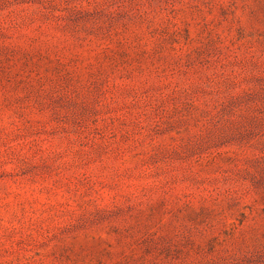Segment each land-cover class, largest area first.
<instances>
[{"label": "rangeland", "instance_id": "1", "mask_svg": "<svg viewBox=\"0 0 264 264\" xmlns=\"http://www.w3.org/2000/svg\"><path fill=\"white\" fill-rule=\"evenodd\" d=\"M0 264H264V0H0Z\"/></svg>", "mask_w": 264, "mask_h": 264}]
</instances>
